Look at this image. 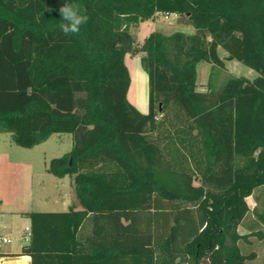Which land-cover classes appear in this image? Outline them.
Wrapping results in <instances>:
<instances>
[{
    "label": "trees",
    "instance_id": "trees-1",
    "mask_svg": "<svg viewBox=\"0 0 264 264\" xmlns=\"http://www.w3.org/2000/svg\"><path fill=\"white\" fill-rule=\"evenodd\" d=\"M63 2L90 17L77 36L58 27ZM158 13L194 33L138 46L131 28ZM220 48L258 76L200 91L197 65L224 67ZM128 52L143 53L145 113L127 97ZM0 133L25 148L73 135L48 171L72 177L77 205L25 214L31 264H250L240 242L264 239V191L247 201L264 186V0H0Z\"/></svg>",
    "mask_w": 264,
    "mask_h": 264
},
{
    "label": "rangeland",
    "instance_id": "rangeland-1",
    "mask_svg": "<svg viewBox=\"0 0 264 264\" xmlns=\"http://www.w3.org/2000/svg\"><path fill=\"white\" fill-rule=\"evenodd\" d=\"M184 19L178 14L158 13L153 19V31L160 30L166 34L179 30L187 33H194L195 28L183 21ZM144 30V28H142ZM141 25L132 27L131 32L135 37L138 46L142 44L145 34L143 35ZM143 53L128 52L125 55V61L130 72V86L128 90V100L136 106L141 112L148 111L149 103V82L148 74L145 70L141 57ZM219 55L224 60V67L217 66L208 62H200L197 65L198 90L206 91L208 89H219L231 76H245L254 79L258 76L257 70L245 65L237 59H229L228 53L220 48ZM73 135L71 133H54L48 141L40 143L31 149L18 147L28 157L32 158L35 163L34 175V207L37 211H66L76 203L75 190L70 182L71 176L67 175L65 179H60L48 171L52 158L61 157L66 152L72 150ZM3 183L0 182V191L3 189ZM264 191V186L257 188L253 196L248 197L251 206H255V196ZM66 198V199H64ZM16 198L10 195L9 202H4L2 207L13 209L16 207ZM1 208V206H0ZM262 206L259 205V209ZM252 210V209H251ZM13 222L7 221L6 225L10 228L7 232L12 237L9 243H3V251H12L17 253L19 246L23 243L22 232H25L27 222L23 219L13 217ZM252 211L249 213L245 222L254 220ZM5 224L0 216V226ZM242 229V228H241ZM12 230V232L10 231ZM3 232V233H5ZM11 234H10V233ZM241 249L244 252L250 250L263 251L258 261H252L250 264H264V239L259 240L251 237V243L240 242Z\"/></svg>",
    "mask_w": 264,
    "mask_h": 264
},
{
    "label": "crops",
    "instance_id": "crops-1",
    "mask_svg": "<svg viewBox=\"0 0 264 264\" xmlns=\"http://www.w3.org/2000/svg\"><path fill=\"white\" fill-rule=\"evenodd\" d=\"M153 19L140 23L141 29L144 28V30L142 29V32L143 35L145 34V37L153 31ZM53 135L54 133L51 134L48 139H50V137H52ZM48 139L41 143L48 141ZM18 147L21 146H19L15 142L13 136L10 133H0V182L3 183V189L0 191V216L2 218V222L5 223L0 226V236H8V233L5 231H8L10 228L6 225V222H13V217L25 220L27 222L25 228L28 226L31 227L30 218L27 217L25 214L31 211H37L34 207L35 163L32 158L28 157ZM33 147H30L28 149H31ZM66 176L59 178L65 179ZM70 182L72 184V178ZM10 195L16 198V207H13V209H10L9 207H2L4 202H9ZM74 205H77V202L74 203ZM254 205L256 206V202ZM255 206H251V204H249L250 209H253ZM10 231L12 232V230ZM238 231L242 234H246L249 232L242 225L238 227ZM22 234L23 235L21 239L23 240V243L19 246L17 253H15L16 257L14 259L9 260L8 263L22 261L23 264H31V257L29 255H20L23 245L28 243L29 241H25V232H22ZM2 247L3 244L0 245V256L6 253L14 254L12 251H3ZM253 251L256 252L257 257L252 261H258L260 259L259 257H261L260 255H263L261 254L263 253V251Z\"/></svg>",
    "mask_w": 264,
    "mask_h": 264
},
{
    "label": "clouds",
    "instance_id": "clouds-1",
    "mask_svg": "<svg viewBox=\"0 0 264 264\" xmlns=\"http://www.w3.org/2000/svg\"><path fill=\"white\" fill-rule=\"evenodd\" d=\"M61 23L58 25L64 36H77L90 17L82 11L79 3L63 2L58 9Z\"/></svg>",
    "mask_w": 264,
    "mask_h": 264
},
{
    "label": "built area",
    "instance_id": "built-area-1",
    "mask_svg": "<svg viewBox=\"0 0 264 264\" xmlns=\"http://www.w3.org/2000/svg\"><path fill=\"white\" fill-rule=\"evenodd\" d=\"M31 235V228L28 226L25 228V241H28ZM12 241L11 236H0V245L3 243H9ZM15 254H3L0 256V264H7V262L11 259H14Z\"/></svg>",
    "mask_w": 264,
    "mask_h": 264
},
{
    "label": "bare ground",
    "instance_id": "bare-ground-1",
    "mask_svg": "<svg viewBox=\"0 0 264 264\" xmlns=\"http://www.w3.org/2000/svg\"><path fill=\"white\" fill-rule=\"evenodd\" d=\"M7 264H23V263H22V261H21V262H13V263H10V262L8 263V262H7Z\"/></svg>",
    "mask_w": 264,
    "mask_h": 264
},
{
    "label": "water",
    "instance_id": "water-1",
    "mask_svg": "<svg viewBox=\"0 0 264 264\" xmlns=\"http://www.w3.org/2000/svg\"><path fill=\"white\" fill-rule=\"evenodd\" d=\"M234 57L233 56H229V59H233Z\"/></svg>",
    "mask_w": 264,
    "mask_h": 264
}]
</instances>
